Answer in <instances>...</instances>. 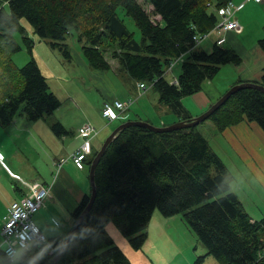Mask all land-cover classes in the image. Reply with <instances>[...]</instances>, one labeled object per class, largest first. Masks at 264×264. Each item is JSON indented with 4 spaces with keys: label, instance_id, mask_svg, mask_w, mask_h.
Returning a JSON list of instances; mask_svg holds the SVG:
<instances>
[{
    "label": "trees",
    "instance_id": "16d2710c",
    "mask_svg": "<svg viewBox=\"0 0 264 264\" xmlns=\"http://www.w3.org/2000/svg\"><path fill=\"white\" fill-rule=\"evenodd\" d=\"M146 1L159 21L152 19L139 0H0L2 124L9 125L18 116L30 120L49 117L61 104L33 56L21 67L14 61L13 55L22 49L14 33L22 34L30 51L34 45L23 18L38 38L68 61L72 60L68 36L77 32L83 55L93 69L110 70V54L119 65L118 72L126 74V81L144 83L141 92L149 87L155 90L158 103L180 120L193 118L183 99L201 91L203 83L213 80L223 66L242 63L241 56L228 46L214 42L207 51L194 40L215 27L217 10L230 0ZM127 18L139 28L140 41L128 27ZM259 45L264 50V37ZM180 59L183 64L178 76L166 72ZM241 82L239 79L232 86ZM256 83L264 86V74ZM208 120L222 134L242 122L256 123L264 132V92L240 89ZM199 126L157 132L133 125L119 131L97 164L95 201L58 264H132L106 227L114 223L131 246L140 249L156 209L168 217L182 214L206 247L207 252L193 264H202L206 256L221 264H264V217L255 219L232 190L231 170ZM52 128L57 134L66 132L59 121ZM95 156H90V165ZM89 200L86 196L79 204L74 222ZM65 239L50 240L53 253L46 245L33 246L24 252L21 264H52ZM0 254L11 262L1 249Z\"/></svg>",
    "mask_w": 264,
    "mask_h": 264
},
{
    "label": "crops",
    "instance_id": "0c3cea01",
    "mask_svg": "<svg viewBox=\"0 0 264 264\" xmlns=\"http://www.w3.org/2000/svg\"><path fill=\"white\" fill-rule=\"evenodd\" d=\"M231 1L234 5L245 4L242 8L245 10L244 14H248L251 9L264 12V1ZM257 7L258 9H255ZM241 23L239 29L228 32L224 43V45L230 43L231 46L228 45V47L235 50L242 58L240 65H233L232 70L236 76H233V82L228 88L239 79L259 82L264 74V50L259 45V40L264 37V30L260 32L257 29L258 34L249 40L246 46L242 44L241 39L245 38V35L249 37L250 33L243 34L251 25H253L251 29L253 31L255 25L252 24V21H247V23L242 21ZM69 66L78 70L77 74L73 73L78 82L74 81L70 88L66 86L65 92L56 94L61 100V104L49 117L30 120L26 116H18L9 125H3L0 121V157L3 158V160L0 158V229L10 204L21 199L26 193L20 182L11 176L10 171H12L25 180L40 181L50 187V193L41 209L46 212L49 224L57 231L58 236L67 237L74 225V213L77 207L86 196H90L92 193L89 176L90 164L87 162L84 169H79L72 159V155L82 145L83 139L78 130L85 124H91L99 130L91 143L93 153L97 154L107 139L104 140V138L108 137L116 129V126L124 121L139 119L149 121L156 126H165L180 120L177 115L169 112L168 108L159 105L157 96L152 102H149L148 90L139 91L137 82L130 81L133 86L131 88L127 83L129 81H126L125 73L115 71L113 67L107 71L93 69L83 55L80 41L73 48ZM65 68L67 67L61 66L53 70L56 84L66 85L69 81ZM81 80L87 81L90 85L82 87ZM119 82L123 85L119 86ZM87 90L89 92H86ZM93 90L96 91V94L92 93ZM202 91L205 92L208 106L220 97L224 90L209 81L202 86ZM90 94L96 95L95 101H92L88 96ZM114 99L133 100L134 104L130 106V109L134 105L138 106L135 108L134 116L132 112L129 114L128 111L123 112L120 123L113 127V129L115 128L113 131H110L109 127L115 120L109 121L104 118L102 109L105 102ZM161 115L163 117L158 118ZM55 121L63 124L66 128L65 133L57 134L54 131L52 124ZM239 126L242 125L239 124ZM34 151L39 154L43 153L45 156L41 160H34ZM61 158L67 160L61 167H57L55 163ZM252 168L255 170L251 166L249 168L251 172H253ZM38 212L34 214L33 221L47 237L44 232L45 228L39 223ZM54 221L58 222V225ZM196 254L197 252H195V256ZM185 256L189 261L194 258V254L187 250ZM0 258L3 259L2 254H0Z\"/></svg>",
    "mask_w": 264,
    "mask_h": 264
},
{
    "label": "rangeland",
    "instance_id": "374dc122",
    "mask_svg": "<svg viewBox=\"0 0 264 264\" xmlns=\"http://www.w3.org/2000/svg\"><path fill=\"white\" fill-rule=\"evenodd\" d=\"M139 1L151 14L152 19L159 21V16L153 13V7L146 0ZM5 6L6 9L9 10V6ZM255 9H258V7ZM244 11L245 10L242 9L237 13L235 12L234 17L239 23L242 21L246 23L247 21H252V24L255 25L253 31H251L253 26L251 25V27L247 29V32L243 34L245 35L250 33L249 37H247V35H245V38L242 39L239 37L242 44L247 46V42L252 40L254 36L258 34L257 29L260 32L264 30V12L251 9L249 10L248 14H244ZM21 22L27 30L28 37L34 40V45L33 49L30 51L22 38V34L19 32L14 33L15 38L22 45V49L13 55L16 65L19 67L23 66L28 60L31 59V56H33L38 61L44 75H46L51 90L58 95L60 92L66 91V86L70 88V85L74 81L78 82L73 74H77L78 70L69 66L70 61L66 60L60 51L52 49L47 41L38 38L34 33L32 25L27 19L23 18ZM126 23L128 24V27L134 32L135 39L140 41L142 34L139 28L136 26L134 20L127 18ZM215 37L216 35L214 33L210 34L208 37L203 39L200 47L207 51L211 50L216 40ZM68 43L70 44L71 51H73V48L79 43L77 32L73 31L72 34L68 36ZM228 45L231 46L230 43L225 44V46ZM107 56L115 71H119V65L117 61L110 57V54H107ZM183 59H180L176 62L171 74L178 76L181 73ZM61 66L67 67L65 70L69 81L66 83V85H59L54 82L55 73L53 74V70H56ZM232 69L233 64L223 66L218 75H216L214 79L211 80L214 85H216L218 88H221V90H224L223 94L227 92L226 90L228 86L231 85L233 78L236 76H234ZM171 74L168 75L170 79L172 78ZM128 81V85L133 88L132 82H130L132 80ZM81 82L82 87L90 85L87 81L83 82V80H81ZM206 82H204L203 85L206 84ZM120 85H123V83H120L119 86ZM137 85L139 88V83H137ZM147 90L148 95L150 96L148 99L149 102H152L154 97H158V94L155 90L151 89L150 87ZM132 91H134V89H132ZM86 92H89V90ZM92 93L96 94V91L93 90ZM95 94L88 95L92 101H95ZM64 98L65 95L63 96V99ZM206 99L205 92L201 90L196 94L185 97L183 102L193 117H197L209 109L210 104L208 107L206 104ZM133 104L134 102L131 103V105ZM130 106L127 109L128 114L132 112V115L134 116L136 111L135 108L138 105H134L132 109H130ZM162 117L163 116L161 115L158 118ZM120 121L121 119L115 120V122H113V124L109 127V130L113 131L115 129H113V127L119 124ZM151 121L153 122L152 119ZM240 124L242 126L238 125L222 134L216 130L211 120L207 119L200 124L199 129L206 136L211 146L216 150V152L231 170L233 175L231 180L232 190L243 201V204L248 212L251 213L255 219H261L264 217V132L256 123L249 124L247 122H243ZM106 138L107 137H105L104 140ZM34 152V160H41L45 156L43 153L39 154L36 151ZM251 166H253L256 170L255 171L252 168L254 173L249 169ZM38 218L39 223L45 228L44 232L46 233L48 239L51 240L52 238L58 236L57 231L50 226L49 217L43 209L38 212ZM106 228L108 234L113 238L114 243L124 251L132 264H193L198 256L204 255L207 252L206 247L201 241L198 240L197 235L191 231L188 225L185 223L182 214L168 217L162 215L161 212L156 209L152 214V219L146 230V240L140 249L133 248L129 239L116 227L114 223H109ZM2 242L3 240L0 235V247ZM1 248L3 251L4 247ZM186 250L191 254H194L192 261H189L185 256ZM24 251V249L19 248V254L17 258L10 263H7L4 259L0 258V264H21ZM195 252H197L196 256ZM202 264L221 263L213 256H206Z\"/></svg>",
    "mask_w": 264,
    "mask_h": 264
},
{
    "label": "built area",
    "instance_id": "2783aa9c",
    "mask_svg": "<svg viewBox=\"0 0 264 264\" xmlns=\"http://www.w3.org/2000/svg\"><path fill=\"white\" fill-rule=\"evenodd\" d=\"M264 1V0H257ZM244 4L234 5L230 0L226 6H223L217 10L219 21L215 27L208 33L198 34L194 37L196 46H199L203 39L214 33L216 35L215 42L218 45H224L227 39L229 31L239 29L240 23L234 19L236 11L242 9ZM175 62L171 63L166 72H172ZM139 88H146L144 83H139ZM133 101H120L114 99L107 101L103 105L102 115L109 121L119 119L123 112L127 111L128 107ZM98 131L91 124H85L82 126L78 133L82 137L83 142L81 147L72 155L73 162L79 169H84L86 163L89 161L90 156L93 154L92 139L97 136ZM3 160L2 157H0ZM66 158H61L56 162L57 167H61L66 161ZM13 178L20 182L21 186L26 191L25 195L19 199L13 201L8 207L7 213L4 217L2 227L0 229V235L2 237L1 247H4L3 252L13 261L18 256V249L22 248L25 251L29 250L33 246L46 245L53 253L51 242L45 234H43L40 228L33 221V216L43 206L46 198L50 193V187L44 185L40 181H29L23 179L20 175L10 171ZM58 225V222H56ZM0 247V249H2Z\"/></svg>",
    "mask_w": 264,
    "mask_h": 264
},
{
    "label": "water",
    "instance_id": "95a60500",
    "mask_svg": "<svg viewBox=\"0 0 264 264\" xmlns=\"http://www.w3.org/2000/svg\"><path fill=\"white\" fill-rule=\"evenodd\" d=\"M244 88H254V89H258V90H261L264 92V86L262 84H259V83L253 82V81H243L241 83H238V84L230 87L225 94H223L216 102H214L210 106V108L207 111H205L200 116L193 117L191 119H186V120H179L175 123L165 125V126H156V125H154L148 121L132 120V119H129V120L121 123L120 125H118L116 127V129L107 137V139L103 143L101 149L98 151V153L96 154L95 158L93 159V161L90 165L89 176H90V182H91V187H92V193L90 194L89 203H88L87 207L84 209V211L81 213V215L74 222V225H73L72 229L69 231L63 246L55 253L53 260H52V264H58L60 257L62 256V254L67 249V247L70 244L73 236L75 235L76 231L78 230L81 222L84 220L86 215L89 213V211H90V209H91V207L95 201L96 195H97L96 185H95V171H96L97 164H98L101 156L105 152L106 148L108 147L110 142L115 138L116 134L119 131H121V130L129 127V126H133V125L145 126L149 129H151L153 131H157V132L173 131V130H178V129H182V128L197 126V125L201 124L202 122L206 121L207 119H209V117L220 106H222L234 92H236L240 89H244Z\"/></svg>",
    "mask_w": 264,
    "mask_h": 264
}]
</instances>
